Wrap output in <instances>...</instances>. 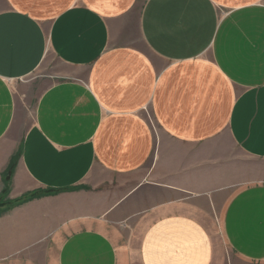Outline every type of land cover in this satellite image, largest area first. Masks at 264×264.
<instances>
[{
    "label": "crops",
    "instance_id": "1",
    "mask_svg": "<svg viewBox=\"0 0 264 264\" xmlns=\"http://www.w3.org/2000/svg\"><path fill=\"white\" fill-rule=\"evenodd\" d=\"M7 260L264 264V0H0Z\"/></svg>",
    "mask_w": 264,
    "mask_h": 264
},
{
    "label": "rangeland",
    "instance_id": "2",
    "mask_svg": "<svg viewBox=\"0 0 264 264\" xmlns=\"http://www.w3.org/2000/svg\"><path fill=\"white\" fill-rule=\"evenodd\" d=\"M36 95H37V91H36V89H34V93H33L34 102L31 101V93L28 94L27 100L24 101V107H25V113H26V115H24L23 124H22V127L24 129H26L29 126V124H30V120L28 119L27 113H28V110L29 109L30 110L32 109L33 105H34V108H35V105H36V101H35ZM4 188H5L6 191H9L12 188L11 183L10 182L5 183L4 184ZM8 195H9V193L6 192V196H8ZM25 204H27L26 201L20 202V205H25ZM221 247L223 248L224 252L226 254H228V249L226 248V246H223L222 245ZM10 262L11 261H9V260H7V261H1L0 264H9Z\"/></svg>",
    "mask_w": 264,
    "mask_h": 264
}]
</instances>
